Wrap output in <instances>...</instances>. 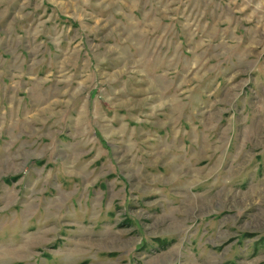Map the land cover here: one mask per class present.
<instances>
[{"label": "rangeland", "instance_id": "374dc122", "mask_svg": "<svg viewBox=\"0 0 264 264\" xmlns=\"http://www.w3.org/2000/svg\"><path fill=\"white\" fill-rule=\"evenodd\" d=\"M112 4L0 0V264H264V0Z\"/></svg>", "mask_w": 264, "mask_h": 264}, {"label": "crops", "instance_id": "0c3cea01", "mask_svg": "<svg viewBox=\"0 0 264 264\" xmlns=\"http://www.w3.org/2000/svg\"><path fill=\"white\" fill-rule=\"evenodd\" d=\"M110 2H114L111 6L104 5L101 6V9L98 11L100 14L102 9L107 8L108 17L107 18H101L103 22H113L116 27L121 26L123 30L128 32V35L124 38L127 41L126 47L129 49H137V48H143V41L136 35H132L131 38L128 39V36H130V32L136 29L137 27H140V25H147L149 28H153V34L154 36H151V39L148 41L150 43H162L164 41L163 34L160 35L161 32H164L163 28H159V22H162L161 18H165V14L169 11L172 12L173 16L177 14L174 13V10L166 9L165 2L167 0H109ZM96 9H93V13ZM167 10L168 12L163 14V11ZM98 14V15H99ZM96 14H91L92 18L98 21L96 19L98 16ZM82 23V22H81ZM154 24L153 26H150L151 24ZM80 24V23H79ZM143 29L140 28L139 31ZM137 30V29H136ZM162 39V40H161ZM134 41L140 42L142 45H136L134 44Z\"/></svg>", "mask_w": 264, "mask_h": 264}]
</instances>
